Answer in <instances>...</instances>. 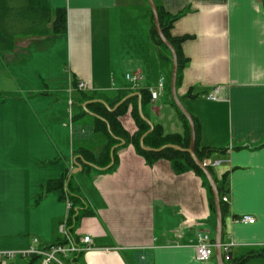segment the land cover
Wrapping results in <instances>:
<instances>
[{
    "label": "crops",
    "instance_id": "1",
    "mask_svg": "<svg viewBox=\"0 0 264 264\" xmlns=\"http://www.w3.org/2000/svg\"><path fill=\"white\" fill-rule=\"evenodd\" d=\"M49 1L66 8L67 32L23 35L0 58V208L8 212L0 250L26 249L35 237L39 247L58 239L71 181L80 204L94 211L71 228L93 239L81 264H218L216 255L199 260L195 251L200 231L215 241L209 182L183 158L148 161L131 141L139 131L135 108L145 121L140 104L154 126L185 133L169 53L152 37L149 1ZM155 1L178 15L172 35L185 36L177 91L195 120L199 147L212 150L207 161L219 162L215 176L228 174L223 232L238 260L264 250V0ZM128 73L142 77L136 87ZM161 82L153 99L150 89ZM218 86L219 99H209ZM125 97L127 109L117 118L123 137L91 105L113 112ZM52 182L61 186L49 189ZM244 214L255 222L235 221ZM14 259L8 261L41 264L38 256ZM241 264H264V255Z\"/></svg>",
    "mask_w": 264,
    "mask_h": 264
},
{
    "label": "trees",
    "instance_id": "2",
    "mask_svg": "<svg viewBox=\"0 0 264 264\" xmlns=\"http://www.w3.org/2000/svg\"><path fill=\"white\" fill-rule=\"evenodd\" d=\"M156 4L158 7V11H159V17H160V23H161L162 29H163L165 35L167 36V38L172 42V44L175 46V48L178 52V58H179V70H178V79H177V83H178V81L180 79V69L183 67L184 62H185L183 55H182L181 47H180L182 41L185 39V36H174V35H172L170 29L172 27L173 22L177 19L178 15L165 14L162 7L158 3H156ZM17 5H18V7L20 6L18 9L20 11L18 13V16L16 17L15 13H16V9L18 8ZM12 14H14L13 21L18 23V24H20V22L24 23L25 19H26V22L31 24V25H38V24L43 25L42 26L43 29L23 31L25 35H39V34H43V35L51 34L52 35V34H59V33L63 34V33L67 32V11H66V8H64V7L53 8L51 6L49 0H0V47H3L5 50V53L0 55L1 58H3L7 53L11 52L15 47V41L13 40L15 35L14 34L11 35V31L8 30L4 26V21H5L4 18L5 17L9 18V16ZM21 14L24 16V17L22 16V19H21ZM151 32H152V37L155 40V42L157 43V45L160 46L161 48H164L166 51H168L169 56H167V57L170 59V61L172 63L171 52L168 49V47L162 42L160 37L158 36V33L156 31L154 23H153ZM121 97L122 96H120L116 101L112 102V104H115L117 101H119L121 99ZM129 101H130V99L126 100L121 106H119L113 112L109 111L101 103H93L91 106L93 107V109L97 113H99L102 116H104L105 118H107V120L109 121V123L111 125V129L114 132V134L126 137L125 132L123 131L122 128H120V125H119L117 118L120 114H122L126 111V109H127L126 106H127ZM173 103L175 104V102H173ZM177 109L180 112L181 117L183 118V121L185 123L184 135H181L178 133L167 134V133H165V131L161 125L156 124L154 126V129L146 136V138H145L146 144L153 146V147H159V146H162V145L167 144V143L179 144L185 148H187L189 146V144H190L189 121L186 118V116L180 111V109L178 107H177ZM134 113L138 117L139 131L131 138V141H133L137 150L139 152H141L143 155H145V157L147 158L148 161H152V160L160 158L162 156H166V157H169L171 159L172 158H174V159L183 158L185 161L182 163V165L187 163L188 165L193 167L199 174H201L205 178V181L208 183V180L205 177L204 172L193 161V159L191 158V156L188 152L176 150L174 148H167V149H164V150L159 151V152L144 150L140 146V140L139 139H140L141 135L150 128V126L147 122L143 121L139 117L137 108H135ZM96 124H97V129L106 133L107 136L111 139V142L113 143L115 141V139L109 133L106 123L103 120L96 118ZM112 143H111V145H112ZM211 151L212 150L208 147L200 148L199 143H198V138H197L196 153L199 156V158L205 160L206 158H208L209 153ZM90 157H92V156H90ZM90 159L93 160L92 158H90ZM209 167L214 174L212 166L209 165ZM214 176H215V174H214ZM215 178L217 180L219 191H220L221 208H222L223 219H224V216L229 212V203L225 202L223 200V196L229 193V184H228V180H227L228 174L225 173L221 179H218L216 176H215ZM57 186H61V183L59 184V182H52L49 185V189H51L53 187H57ZM74 187H75L74 184L71 183V181H69L68 185H67V192L69 194V198H70V201L72 203V207L70 210V216H69V223L71 225V228H72V225H73V227L76 226V223L78 222V220L82 216L92 215L94 213V211H92V210H90V209H88L85 206L80 204V203H82L80 198L78 197V195H75L72 192L75 189ZM77 205H79L80 208L78 207L79 209L76 210L75 207ZM212 205H213V208H215L213 198H212ZM76 236L78 237V235H76ZM225 240H226L225 239V233L223 232V242H225ZM60 242L65 243L66 240H64V238L62 236H60L58 239H56L55 241H53L51 243H60ZM81 254L82 253H80L77 256V258H76L77 263L76 264H81V262L79 261ZM223 255L224 256L226 255L225 250H224ZM230 255H231V251H230ZM258 255H264V250H260V251H256V252H250V253L246 254V256H244L238 260H233V258H231L230 260L227 261L228 263H226V264H241L244 261H246L248 258H250L252 256H258ZM35 257H37V256H35ZM0 264H12V263H10L9 261H7V263H3L0 260Z\"/></svg>",
    "mask_w": 264,
    "mask_h": 264
},
{
    "label": "built area",
    "instance_id": "3",
    "mask_svg": "<svg viewBox=\"0 0 264 264\" xmlns=\"http://www.w3.org/2000/svg\"><path fill=\"white\" fill-rule=\"evenodd\" d=\"M142 77L140 75L135 74H127V79L131 83V87H136L138 85L139 80ZM163 84L160 83L157 87H152L150 89L151 96L153 99H156L161 90L163 89ZM80 89L87 88V85L84 82H80ZM221 93V87H215L211 92L207 93V97L209 99L217 100L219 99V95ZM205 162L208 165H218L219 162L211 163L205 159ZM67 210L64 219L61 221L59 229L62 237L66 240L65 243H50L46 246L39 247L37 243L39 239L37 237L34 238V244L29 246L26 249L22 250H0V260L3 263H7L8 259L14 257L16 255H21L24 257L29 256H38L41 259V264H76L77 256L84 251L91 249L93 247V239L90 235L83 236H75L71 231V225L69 223L70 210L72 207L71 201L67 197ZM223 200L225 202L230 201L229 195L226 194L223 196ZM256 218L253 215L244 214L240 217H237L235 221L243 222V223H254ZM215 241L210 235L208 230H203L198 233V240L195 245L196 257L199 260H208L215 255ZM234 242L226 241L222 242V249L226 251V255L224 256L225 260H230V250Z\"/></svg>",
    "mask_w": 264,
    "mask_h": 264
},
{
    "label": "water",
    "instance_id": "4",
    "mask_svg": "<svg viewBox=\"0 0 264 264\" xmlns=\"http://www.w3.org/2000/svg\"><path fill=\"white\" fill-rule=\"evenodd\" d=\"M152 9L153 18H154V25L156 28V31L158 33V36L162 40V42L168 47V49L171 52L172 55V74H171V82H170V88L173 100L176 104V106L180 109V111L186 116V118L189 121L190 125V144L187 148L174 143H167L159 147H153L145 143L146 136L154 129V123L145 116L142 105L140 104V115L141 117L147 121L150 125V128L141 136L140 138V145L144 150L147 151H155L159 152L167 148H174L176 150L185 151L188 152L193 159V161L201 168V170L204 172L213 193L214 198V205H215V211H216V227H215V255L217 257L218 264H226L224 260V255L222 252V242H223V213L221 208V197H220V191L218 187L217 180L210 169L209 165L205 162V160L199 158V156L196 153V142H197V134H196V124L195 120L190 113V111L186 108V106L183 104L181 98L179 97L178 91H177V79H178V70H179V58H178V52L175 48V46L172 44V42L167 38L165 35L161 23H160V17H159V11L155 0H148ZM128 97H125L122 99L117 105L119 106L122 102H124ZM99 101L104 102L103 100L99 99ZM112 109V108H110ZM91 114L101 117L93 112L90 111Z\"/></svg>",
    "mask_w": 264,
    "mask_h": 264
},
{
    "label": "rangeland",
    "instance_id": "5",
    "mask_svg": "<svg viewBox=\"0 0 264 264\" xmlns=\"http://www.w3.org/2000/svg\"><path fill=\"white\" fill-rule=\"evenodd\" d=\"M17 7H18V5H17ZM19 7L16 9V13H15V16L16 17L18 16V13L20 11V10H18ZM53 8H56V7H53ZM13 16H14V14L10 15L9 18H7V17L4 18L5 19L4 26L8 30L11 31V35L12 34L15 35L14 38H13V40L15 41V45H16L17 39H19V37H22L23 35H25L23 31H26V30H35V29H43L42 28L43 25H40V24H38V25H31V24H29V23L26 22V19H25V22L24 23L20 22V24H18V23H16V22L13 21ZM22 16L23 15L21 14V19H22ZM4 53H5L4 48L3 47H0V55L1 54H4ZM2 63L3 62H1L0 64H2ZM60 63H61V59L56 62V64H60ZM2 186L5 188V185L4 184H2ZM6 213H8L7 210H5L3 208H0V220L4 221V222H2V224H0V228L1 227H4L5 225L7 227L6 219L8 218V215ZM13 226L14 225H12V227ZM17 227L19 229H22L24 227V223L20 222V224ZM59 232H60V229H59ZM60 236H62L61 233H60ZM6 251H9V250H6ZM11 259H14V257H11Z\"/></svg>",
    "mask_w": 264,
    "mask_h": 264
}]
</instances>
